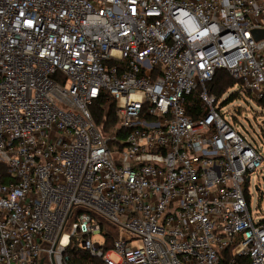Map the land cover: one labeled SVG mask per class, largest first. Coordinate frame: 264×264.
<instances>
[{"label":"built area","instance_id":"2783aa9c","mask_svg":"<svg viewBox=\"0 0 264 264\" xmlns=\"http://www.w3.org/2000/svg\"><path fill=\"white\" fill-rule=\"evenodd\" d=\"M256 30L264 0H0V264H264L263 148L208 89L264 101Z\"/></svg>","mask_w":264,"mask_h":264},{"label":"rangeland","instance_id":"374dc122","mask_svg":"<svg viewBox=\"0 0 264 264\" xmlns=\"http://www.w3.org/2000/svg\"><path fill=\"white\" fill-rule=\"evenodd\" d=\"M237 87L230 88L222 97H218L217 105L220 106L227 97L235 92ZM230 122H234L239 132L254 146H261L264 155V135L261 127H264V108L260 107L255 100L248 96H242L229 105L223 107ZM238 109L240 113H235ZM233 115L237 118L235 120ZM249 187L250 210L253 218L257 220L264 219V167L259 173L253 174ZM122 221H124L122 219ZM121 236L126 237L127 234L121 229ZM93 242L103 244V236H94ZM136 243V242H135ZM136 245V244H135ZM115 258V256H112Z\"/></svg>","mask_w":264,"mask_h":264},{"label":"trees","instance_id":"16d2710c","mask_svg":"<svg viewBox=\"0 0 264 264\" xmlns=\"http://www.w3.org/2000/svg\"><path fill=\"white\" fill-rule=\"evenodd\" d=\"M239 84L240 83L234 80L228 72L220 70L217 71L213 81L208 84V89L210 90V92L216 94L217 97H222V95L225 94L230 88L236 87V85ZM245 95L251 98L248 93H242L236 90L235 92L230 94L225 101L222 102L221 106L224 107L226 105H229L234 100ZM255 101L260 107L264 108V101ZM191 102H194L193 96L191 97ZM195 110L196 113L193 111V113L190 114L193 116L197 115L198 108L195 107ZM91 111L93 113V117L97 125L101 126L106 133L111 132L112 128H115L117 126L118 119L115 115V102L109 97L105 96L97 100L91 107ZM235 113H240V111L238 109H235L234 114ZM233 118L237 120L234 115ZM261 131L264 135V127H261ZM0 175L1 180L3 182L6 181L5 178L7 176V173L5 166L0 167ZM247 201L248 204H250L249 196L247 197ZM108 242L111 245L113 239L108 238ZM69 254L71 256V264H90L91 262L89 255L81 248H78L76 251L73 252L70 251ZM95 264H99V262L96 260Z\"/></svg>","mask_w":264,"mask_h":264},{"label":"water","instance_id":"95a60500","mask_svg":"<svg viewBox=\"0 0 264 264\" xmlns=\"http://www.w3.org/2000/svg\"><path fill=\"white\" fill-rule=\"evenodd\" d=\"M253 37L258 41L264 39V30H256L253 32Z\"/></svg>","mask_w":264,"mask_h":264}]
</instances>
